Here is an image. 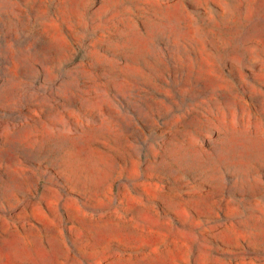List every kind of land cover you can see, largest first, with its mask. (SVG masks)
I'll list each match as a JSON object with an SVG mask.
<instances>
[{"label":"rangeland","instance_id":"1","mask_svg":"<svg viewBox=\"0 0 264 264\" xmlns=\"http://www.w3.org/2000/svg\"><path fill=\"white\" fill-rule=\"evenodd\" d=\"M0 264H264V0H0Z\"/></svg>","mask_w":264,"mask_h":264}]
</instances>
